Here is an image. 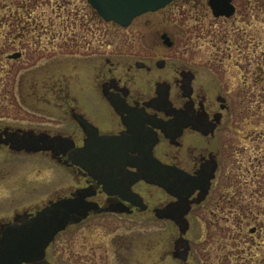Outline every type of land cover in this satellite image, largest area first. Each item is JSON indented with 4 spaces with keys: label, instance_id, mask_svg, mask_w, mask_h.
Segmentation results:
<instances>
[{
    "label": "flooded vegetation",
    "instance_id": "obj_1",
    "mask_svg": "<svg viewBox=\"0 0 264 264\" xmlns=\"http://www.w3.org/2000/svg\"><path fill=\"white\" fill-rule=\"evenodd\" d=\"M35 1L34 8L42 5ZM84 2L87 14L75 18L84 21L80 28L89 22L86 31L90 37L74 31L64 41L92 42L89 51L86 44L81 47L87 52L82 61L93 73L90 93L96 96L91 98L95 109L87 112L80 106L82 86L71 94L67 82H54L48 89L54 93L52 97L43 95L37 102L52 105L57 100L72 122L70 128L0 125L2 139L24 133L72 139L74 145L64 155L36 153L71 172L76 186L68 188V196L89 187L95 191L90 199L98 203V217L145 216L169 226L135 244L125 230H98V264H215L214 258L216 264H264V246L257 242L262 230L255 225L245 231L241 253L234 261L225 249L228 226H222L220 232L189 230V217L196 213L220 215L224 220L237 218L240 223L261 214L264 0H173L134 18L128 27L109 22L115 31L129 29L121 41L126 51L114 56L102 54L98 24L104 21ZM114 37L105 51L119 52L113 50L119 45ZM200 40L211 43L213 50L195 49ZM13 54H19L16 60L23 56L22 51H15L7 59L12 61L9 56ZM79 116L98 129V183L70 159L86 137L77 122ZM103 151L111 156L104 162ZM1 152L36 155L16 152L5 144H0ZM58 194L47 203L67 197ZM179 203L188 209V230H180L176 221L158 215ZM37 210L14 211L11 219L1 218L0 231ZM173 215L179 217L180 213ZM137 249L135 259L132 250Z\"/></svg>",
    "mask_w": 264,
    "mask_h": 264
},
{
    "label": "rangeland",
    "instance_id": "obj_2",
    "mask_svg": "<svg viewBox=\"0 0 264 264\" xmlns=\"http://www.w3.org/2000/svg\"><path fill=\"white\" fill-rule=\"evenodd\" d=\"M34 1L0 0V125L68 130L72 122L65 108L59 106L55 100L56 95L53 96L55 102L52 105H45L37 100L43 95L52 97L53 92L48 89L52 84L56 85L54 82H67L71 94H75L81 86L83 87L80 93L82 109L86 111L95 109L91 98L95 99L96 96L93 91L90 93L93 73L90 66L82 61L87 52L86 48L81 47L86 44L89 51L92 42L64 41L66 39L64 36L68 37L74 31L80 35L87 34V39L90 37L91 34L86 31L89 22L86 21L88 23L80 28L84 21L75 18L76 15L80 16L79 13L87 14V7L84 0H39L42 5L34 8ZM36 16L35 23L33 19ZM98 25L103 55L114 56L121 54L122 50L126 51L122 49L121 41L129 29L115 31L105 22ZM36 35L48 37L41 40L33 39ZM52 35L55 36L54 40L50 38ZM114 36L119 39V45L113 50L119 52H110L112 48L105 51L108 42L116 38ZM210 44L207 40H200L195 49L213 50L209 47ZM15 51H22L23 56L12 61L7 59V55ZM74 54L81 58H73ZM52 74H56L54 78L50 77ZM75 186L76 181L71 172L46 155L9 156L0 153V219H11L14 211L40 209L47 204L48 198L54 197L56 193L67 195L68 188ZM189 220V230L220 232L222 226H228L230 235L225 242L227 245L225 249L234 261L238 259L237 254L241 253L243 236L250 226L255 225L262 230V236L257 242L264 246V185L261 214L258 218H247L240 223L237 218L224 220L220 215L196 213L195 216L189 217ZM241 226L243 228L239 230ZM115 227L118 230H125L127 237L132 235L134 244L148 234L169 230L166 223L152 221L145 216L116 220L110 216L92 215L82 223L71 225L66 231L61 232L47 248L46 260L51 264H98V230L106 232ZM216 242H213L214 246ZM139 249L132 250L135 259L139 257ZM250 254L253 255L254 252L251 251ZM216 259L214 258L215 264Z\"/></svg>",
    "mask_w": 264,
    "mask_h": 264
},
{
    "label": "water",
    "instance_id": "obj_3",
    "mask_svg": "<svg viewBox=\"0 0 264 264\" xmlns=\"http://www.w3.org/2000/svg\"><path fill=\"white\" fill-rule=\"evenodd\" d=\"M171 1L173 0H87L104 21L116 23L121 27H127L135 17L163 8ZM18 56L19 54H13L9 57L16 59ZM76 119L86 137L83 146L79 147L70 159L98 183V129L82 116ZM0 138L2 139V135ZM0 144L9 145L10 149L16 152L50 151L55 157L64 155L74 145L68 137L50 136L46 133H24L23 136L9 134L0 140ZM100 157L104 162L111 156L103 151ZM159 184L168 189L163 182ZM94 193L89 187L80 189L70 197L49 202L20 222L6 225L5 229L0 231V264H49L44 257L54 237L69 225L79 224L91 213H98V203L89 199ZM175 212H179L180 216L175 217ZM187 213L188 209L182 208L181 203L177 207L173 205L158 211L160 218L176 221L180 230H188L185 219Z\"/></svg>",
    "mask_w": 264,
    "mask_h": 264
}]
</instances>
